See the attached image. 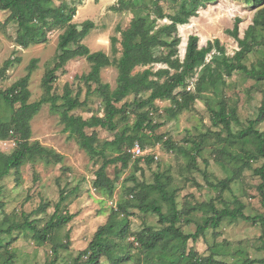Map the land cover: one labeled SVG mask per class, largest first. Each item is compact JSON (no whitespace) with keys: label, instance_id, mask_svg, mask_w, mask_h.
Listing matches in <instances>:
<instances>
[{"label":"rangeland","instance_id":"rangeland-1","mask_svg":"<svg viewBox=\"0 0 264 264\" xmlns=\"http://www.w3.org/2000/svg\"><path fill=\"white\" fill-rule=\"evenodd\" d=\"M56 6L65 5L75 7L72 22L82 23L90 20L93 26L82 40L90 51L101 50L111 55L110 37L121 38V30L128 27L133 12L128 8L117 11L118 0H51ZM152 6L155 2L150 3ZM179 0H157L164 13L173 14L177 10ZM244 0H213L197 9L196 16H191L187 23L178 25L177 31L181 41L178 46L179 58L184 56L185 45L189 35L198 36V46H204L208 40L218 39L226 49V54L232 56L238 45L236 40L226 33L231 29L235 18L238 23V36L243 38L245 30L252 24L258 8ZM153 17V14H151ZM168 19L157 20V23H167ZM17 25L8 11L0 10V68L7 59H14L0 78V89H6L16 80L24 76L31 59L36 58V68L32 71L28 89L29 102L40 99L43 95L42 78L48 67L52 66L54 55L57 52L58 36L62 28L54 27L47 32L46 40L39 44L21 47L15 42ZM259 44L248 53L245 63L255 64L264 54V30L258 29ZM117 47L120 49L119 43ZM120 52L116 53L119 57ZM161 65H154L157 69ZM90 64L84 57L69 60L66 65L56 72L52 83L53 92L62 94L65 84H69L75 94L80 92V100L85 103L75 109L73 114L88 118L91 115L103 116L101 98L97 95L95 84H91L90 93L86 94L87 87L76 79L89 71ZM139 70L136 68L135 71ZM117 69L111 65L104 67L100 72V79L108 83L111 88L116 85ZM196 75L190 78L187 89H193ZM226 86L224 96L229 105L235 106L237 120L232 121L231 132L238 133L248 126L251 119H255L264 101V79L256 80L247 77L241 72L234 71L225 77ZM147 93H142L145 98ZM135 95L126 96L121 103L131 102ZM119 103L118 105H120ZM156 109L152 117L160 126L153 133L144 132L145 154L135 165L134 159L127 167L120 163L110 164L106 173L114 181L112 192L97 190L93 187L94 173L101 165L99 156H91L82 149L76 138L64 129L60 119V112L53 111L49 103L41 105L39 111L30 120V142L53 150L62 159L48 163L44 159H34L22 164L18 171L11 170L0 182V224L7 228L10 223L14 226L22 223L26 218L41 228L58 210L71 219L55 228L49 239L37 242L30 230H13L11 233H2L0 247V264H45L54 261L56 264H72L78 254L91 241L95 231L105 224L111 217L113 210L122 204L125 211H118L116 219L127 215L128 234L122 238H115L117 247L113 257L122 258L112 261L106 256L99 259L98 264H163L161 245L152 253L143 252L139 246L132 243L133 233L145 228L159 229L163 225L154 213H142L132 207L134 200L129 193L139 182L153 183L154 175L161 174L170 180L169 189L174 192L175 201L179 210L197 206L187 217L182 215L177 226L183 233H193L196 225L208 213L207 203L214 202L218 208L233 209L242 206L243 213L254 216L262 212L261 196L258 185L260 176L255 169L262 165L263 159L251 160V167L238 171L242 163L245 149L253 152L252 142L243 144L242 140L229 135L213 125L210 111L206 103L197 99L188 109L170 117L166 109L170 107L169 100H156ZM10 110L0 99V116L5 119ZM127 118L117 117L118 128H129L135 120L134 109H127ZM256 129L264 136V120L258 123ZM115 130V131H117ZM115 131L105 128H87V134L95 132L98 143L110 141ZM156 136H163L161 140ZM169 139L173 148L164 145ZM201 146V154L196 162H192L183 150H189L192 143ZM5 148V147H4ZM125 150L126 146H122ZM191 151V150H190ZM109 157L118 154L114 148L105 149ZM152 158L150 163L143 160L144 156ZM156 156V158L154 157ZM139 158V157H138ZM136 178V180L131 177ZM230 179L225 190L214 188L208 182L217 183L220 180ZM65 196L64 200H60ZM157 204L163 212L169 211V202L160 200L156 193ZM186 218L190 221L186 222ZM262 229L258 223L245 221L240 218L232 220L226 218L216 229L208 228L196 241L189 239L187 251L194 250L197 256L206 257L213 253V257L220 264H243L245 259L264 261V247L260 239ZM57 250L52 252V250ZM156 252V253H155ZM176 260L175 251H171ZM161 256V257H160ZM6 260V262H5ZM167 264V263H165ZM180 264V263H179ZM254 264H260L256 262Z\"/></svg>","mask_w":264,"mask_h":264},{"label":"trees","instance_id":"trees-1","mask_svg":"<svg viewBox=\"0 0 264 264\" xmlns=\"http://www.w3.org/2000/svg\"><path fill=\"white\" fill-rule=\"evenodd\" d=\"M175 1V0H174ZM177 1V0H176ZM213 0H179L177 10L173 14H166L163 8L157 3L152 6L146 0H118L117 11L130 9L134 14L128 27L121 30V38L115 35L110 37V51L108 55L104 51H90L82 43V40L89 33L93 26L92 21L84 20L79 25L72 22L75 15V7L65 5L56 6L51 0H0V10L8 11L10 17L16 22L17 30L15 42L21 47L32 44H39L46 40L47 32L54 27L62 28L58 36L57 52L54 55L52 66L48 67L42 78L43 95L39 100L29 102L30 90L28 81L32 71L36 68L37 59L30 60L27 72L6 89H0V99L11 112L8 118L0 116V140L9 136L16 140V145L8 150L0 149V182L11 170L18 171V168L25 162L34 159H44L50 163L60 162L62 157L53 150L40 145L38 142H30V120L39 111L44 103H49L53 111L60 112L61 122L64 129L76 138L79 146L91 156H99L102 159L101 165L94 173L93 187L97 190L112 192L114 181L108 177L106 167L110 164L120 163L127 167L132 159L129 149L138 143L144 147V132L153 133L160 124L155 122L152 111L156 109V100H169L170 107L166 109L170 117L176 116L179 112L188 109L197 99L203 100L211 114L213 125L223 131H227L236 139L242 140L246 145L252 142L253 152L248 153L245 149L241 156L242 163L238 171L245 167H251L250 161L259 158L263 159L262 165L256 168L261 183L258 185V192L261 196L262 212L249 216L243 213L242 206L233 209L218 208L215 203H207L208 213L196 225L193 233H183L177 226L182 215L188 216L198 209L197 206L179 210L175 201L174 192L169 189L170 180L161 174L154 175L153 183L139 182L129 189L134 200L132 207L142 213H154L158 221L163 225L159 229L145 228L133 233L132 243L139 246L145 253H152L161 245L159 253L161 259L167 264H220L213 257V253L206 257L197 256L194 250L186 248L189 239L196 241L208 228L216 229L222 220L242 219L258 223L262 232L261 243L264 247V136L256 125L264 120V101L259 107L255 119L248 122V126L238 133L231 132L232 121L237 120L236 108L228 104L224 96L226 79L232 72L238 71L247 77L256 80L264 79V54L255 64L248 66L245 59L253 48L259 44L257 37L258 29L264 30V6L258 8L253 22L245 30L243 38L238 36V23L241 21L235 18L233 27L227 29L226 33L233 37L238 45V50L232 56L226 54L225 47L219 40H208L204 46H198V36L187 37L184 56L179 58L178 46L180 37L177 26L188 22L191 16H196L197 9L205 3ZM248 4L260 6L264 0H244ZM153 14V17H151ZM168 19L169 22L159 24L157 20ZM120 45V49L117 47ZM120 52L119 57L116 53ZM76 57H84L90 64L87 73L76 76L79 82L86 87V94L90 93L91 84H95V92L101 98L103 105V116L91 115L83 118L75 115V109L84 105L85 100H80V92L73 93L69 84H65L62 94L53 92L52 83L56 78V72L62 69L66 63ZM14 59H7L0 68V78L13 63ZM161 65L154 69V65ZM115 66L117 69L116 85L111 88L108 83L100 79L101 69L108 66ZM136 68L139 70L135 71ZM196 75L193 82V89H187L189 79ZM142 93H147L145 98ZM135 95V98L127 103L122 100L128 95ZM121 103L120 105H118ZM134 109L135 120L128 128L117 130V117L127 118V109ZM101 127L109 131H115L114 138L110 141L98 143L95 132L87 134L86 129ZM163 136H156L161 140ZM168 147L174 146L172 141H163ZM122 146H126L123 150ZM114 148L118 151L115 156L109 157L105 149ZM191 150V151H190ZM183 152L196 162L197 156L201 154V146L195 142L189 150ZM139 157V158H138ZM133 161L139 163L140 156ZM147 163L152 161L149 155L144 156ZM230 179L220 180L217 183L208 182L210 186L221 191L228 188ZM156 193L160 200L169 202V211L163 212L162 207L157 204ZM1 194V185H0ZM61 196L60 200H64ZM125 211L122 204L113 210L109 220L100 226L94 233L87 247L82 250L72 264H98L102 256L112 261L122 258L113 257L117 242L115 238H122L128 234L127 215L116 219L114 215L118 211ZM71 216H65L56 210L50 219L41 228H38L33 221L26 218L22 223L14 226L12 223L7 228L0 224V234L11 233L13 230H30L32 237L37 242H44L49 239L51 232L67 223ZM186 222L190 219L186 218ZM2 238L0 237V247ZM57 252V250H52ZM171 251H175L176 260ZM156 253V252H155ZM172 254V255H171ZM6 262V260H5ZM264 264L263 259H245L243 264ZM163 263V264H165ZM45 264H56L49 261ZM149 264H156L154 262Z\"/></svg>","mask_w":264,"mask_h":264},{"label":"built area","instance_id":"built-area-1","mask_svg":"<svg viewBox=\"0 0 264 264\" xmlns=\"http://www.w3.org/2000/svg\"><path fill=\"white\" fill-rule=\"evenodd\" d=\"M16 145V140L13 137H8L6 139L0 140V149L8 150ZM5 147V148H4ZM129 152L133 157L142 156L145 154V150L139 146L138 143H135L130 149ZM156 158V156H154Z\"/></svg>","mask_w":264,"mask_h":264}]
</instances>
